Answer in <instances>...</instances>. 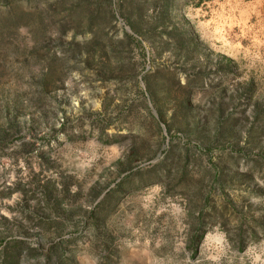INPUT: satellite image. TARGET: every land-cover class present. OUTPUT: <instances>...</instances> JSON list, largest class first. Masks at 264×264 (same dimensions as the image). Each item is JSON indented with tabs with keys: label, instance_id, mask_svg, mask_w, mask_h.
I'll return each mask as SVG.
<instances>
[{
	"label": "rangeland",
	"instance_id": "rangeland-1",
	"mask_svg": "<svg viewBox=\"0 0 264 264\" xmlns=\"http://www.w3.org/2000/svg\"><path fill=\"white\" fill-rule=\"evenodd\" d=\"M0 264H264V0H0Z\"/></svg>",
	"mask_w": 264,
	"mask_h": 264
}]
</instances>
